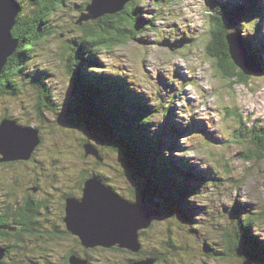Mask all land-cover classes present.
<instances>
[{
	"label": "rangeland",
	"instance_id": "rangeland-1",
	"mask_svg": "<svg viewBox=\"0 0 264 264\" xmlns=\"http://www.w3.org/2000/svg\"><path fill=\"white\" fill-rule=\"evenodd\" d=\"M15 1L19 13L10 34L18 40L19 48L14 29L20 15H30L33 0ZM63 1L65 5L56 7L42 27L50 36L30 49L32 59L23 74L13 80L16 91L0 93V121L8 118L19 125L34 127L41 139L29 161L0 163V208L8 212L5 208L11 202L20 204L19 211L12 208L14 213L10 214L19 221L11 218L0 224L11 228L0 230V249L17 244L5 253L2 261L8 264H65L67 253L83 249L66 238L69 231L64 226L65 199L77 197L70 194L77 193L78 186L83 187L84 178L102 176L108 186L128 200L132 190L139 193L145 186V177L141 183V176L125 173L122 159L106 150L102 138L105 133L100 135L101 131L85 123L86 106L77 92V77H83L82 69L78 68L72 78L68 68H73L69 60L74 53L87 54L86 47L80 44L81 30L75 21L82 13H88L80 10L91 0ZM258 1L246 0L251 8H244V0H230L236 19L231 29L246 32L242 36L249 39L244 41L247 47L243 46L247 53L248 49L264 57V0ZM225 3V0H142L135 30L140 33L124 45L99 49L96 60L87 62L86 68L89 63L93 65L89 68L93 73L87 69L86 74L102 75L105 81L118 84L127 82L148 104L152 113L150 122L162 134V144L173 161L188 163L199 177L204 176L198 189L188 183L187 188L195 194L181 200L184 211L172 205H157L158 201L149 203V199L143 201L142 197L134 199L150 213L152 227L140 230L135 246L124 250L89 249L90 264H128L139 259L153 260L150 264H258L244 258L242 253V257L232 254L230 258L224 257L229 249L227 240L237 230V215L252 216L254 225L250 233L256 245L259 240L264 244V147L260 148L252 136L247 137L251 128H255L251 135H262L264 131V74L251 75L245 85L237 84L233 78L224 79L217 61L208 55L212 15ZM246 14L253 15L254 33L247 32L248 27L238 21H246L247 17L242 19ZM93 22L83 24L98 27ZM165 39L187 43L170 51L159 46ZM18 48L7 59L0 81ZM85 79L84 75L79 82L88 93ZM43 88L52 92L55 101L52 109L46 106ZM106 89L101 86L98 99L109 100L111 94ZM111 91L118 99L125 94L114 87ZM78 111L82 112L80 117ZM169 124L181 132L177 141ZM253 138L258 140L256 135ZM86 143L92 146L88 153L97 152L102 161L86 156L83 147ZM185 180L177 178V182ZM28 200L43 204L33 224L31 218L25 221L20 211ZM261 247L257 251L264 255V246ZM138 249V253H132Z\"/></svg>",
	"mask_w": 264,
	"mask_h": 264
},
{
	"label": "trees",
	"instance_id": "trees-1",
	"mask_svg": "<svg viewBox=\"0 0 264 264\" xmlns=\"http://www.w3.org/2000/svg\"><path fill=\"white\" fill-rule=\"evenodd\" d=\"M244 1L246 2V0ZM255 1L257 3L259 2L258 0ZM141 2L142 0H130L125 4L123 10L113 14L114 16L109 15L94 21L93 23L98 27L90 25V22L78 25L77 28H80L81 30L79 41L80 44L83 43L86 47L87 54L83 55L84 53H77L75 55L74 53L72 55L69 63L73 68L71 70L68 68V74L70 72L73 78L77 73V69L81 68L82 76L84 77L85 75L86 79L84 81L88 93L81 88V83L79 82V78L82 80L83 77H77V92L79 98L85 103L83 105L86 106L81 105V107H85L87 119L85 123L92 125L97 131H101L99 133L100 135L105 133L104 137H102L105 139V148L109 153L116 154L122 159L125 173H129L132 177L141 176V183L145 177V186L139 193L132 190L131 195L133 197L131 196V199L129 200H141L142 197L143 201L149 199V203L158 201L157 205H172L179 210H182L181 200L188 197V195L195 194L191 188H187L189 186L188 183L191 182L192 186H194L195 189H198V184L202 182L201 176L203 175L199 177L195 169H192L188 163L173 161L170 154L166 152L167 148L162 144V134L158 132V129H155V125L150 122L152 113L148 108V104L128 86L127 82L124 81L122 84H118V82H112L110 80L105 81L102 75H90L93 72L89 68H92L93 65L89 63L88 68H86L88 61L96 60L95 53L99 49L110 50L113 47L124 45L128 40H131L140 33L135 32V30L138 26L136 19L138 11H141V9L138 8ZM225 2V6L219 5L212 15L211 23L213 26L210 25L211 28L208 30L211 37V42L207 47L208 55L217 61L216 64L219 66L218 71L222 74L224 79L231 81V78H233L237 84L245 85L251 80V75L238 71L236 66H234L228 53L226 36L232 34L243 42L249 39L242 36V33L246 32L231 29L236 21L235 17L233 19L232 15L235 7L231 8V4H229L231 3L230 0H225ZM60 5H65L63 0H33V8L30 15L23 17L20 15V18L17 19L14 36L20 41L18 54L10 59L9 64L6 67L3 78L0 81V93L12 94L16 91L12 84L14 82L13 80L23 74L25 65L32 59L31 54H29L30 49L50 36V32L43 31L42 27L47 22L48 17L55 11L56 7ZM87 5L88 4H85L80 11H84ZM228 6H230V9ZM243 7L251 8V6L248 7L247 2ZM244 17H247L248 19L244 22L241 19L238 21L248 27V29H246L247 32L255 31L254 27H252L253 23L251 17H253V15H243L242 19ZM107 18L111 19L112 22H107L105 20ZM78 19L75 21V24ZM244 46L246 45L244 44ZM247 51L257 62L258 66L264 71L263 54H257L248 49ZM74 67H76V69H74ZM87 69L90 74H86ZM235 78H237V80ZM123 83H125L129 89L124 87ZM101 86L107 88L106 90H109L106 93L111 94L108 101L98 99V92ZM113 87L116 90H124L125 94L119 99L116 98L111 93ZM42 91L46 92L44 97L46 106L52 109L55 105V101L52 99V92L50 90L48 91L46 88H43ZM118 101L119 104H117ZM125 107L128 108L127 111L124 110ZM131 107L135 108V110H132L133 108L131 109ZM81 114L82 112L78 111L79 117ZM151 125L153 128H151ZM171 125H168L170 132L175 137V141H177L181 137V132L177 128L172 129L173 126ZM254 130L255 128H251L247 137L252 136V140L256 142L260 148H263L264 131H262V135H259L258 133L254 134L256 135V138H258V140H256L253 138L254 135L250 134V132H254ZM91 176L100 179L105 185H107L106 179L102 176ZM179 176H181V179H186L184 183L177 182ZM86 180L87 177L82 180L83 186ZM109 188L111 187L109 186ZM82 190L83 187L80 189L78 186V192L70 195L75 194L74 196H77L75 198L81 199ZM142 193L143 196H141ZM14 198H16V196H14ZM62 200L64 201V198H62ZM17 205L20 204L15 205L14 201L8 205L11 207L6 205L7 207L5 209L8 212H4L3 208H0L3 212L0 213V224L7 223L11 218L12 221L14 220L13 216L10 214L14 213L11 211L12 208H16L17 212L19 211ZM24 206L25 208L20 211L23 212L25 221L30 219L32 215H37L39 209L38 204L28 200ZM182 211H184V209ZM237 216V218L235 217L238 221L237 230L234 231V233L230 235V239L227 240V246L229 249L227 253L225 252L224 257L226 256L230 258L231 254L241 256L242 253L244 258L253 259L254 262L258 264H264V255H262L260 251H257L262 248L261 246H264V244L259 240L260 243L256 245L254 238L250 233V229L254 225L252 216H247L246 218H242L239 215ZM14 218L16 219L14 220L15 222L19 221L18 217L15 216ZM30 222L33 224L34 218L31 219ZM5 234L6 233H3V236ZM0 235H2V233H0ZM0 237L2 238V236ZM16 246L8 244L3 247L7 249L6 252L8 253ZM112 249L121 251V249L116 247ZM140 256L141 255H138L139 258H141ZM89 260L90 258L88 257L87 261ZM1 264L8 263L2 261Z\"/></svg>",
	"mask_w": 264,
	"mask_h": 264
},
{
	"label": "water",
	"instance_id": "water-1",
	"mask_svg": "<svg viewBox=\"0 0 264 264\" xmlns=\"http://www.w3.org/2000/svg\"><path fill=\"white\" fill-rule=\"evenodd\" d=\"M130 0H91L86 7L88 13L81 14L77 25L83 22L96 21L105 16L116 14L123 10ZM19 13V6L15 0H0V73L7 59L18 48V40L12 39L10 32L15 25ZM12 31V30H11ZM229 56L236 68L249 75L262 76L263 69L244 49V42L232 34L226 36ZM185 40L171 42L165 39L159 46L170 51L181 49ZM39 131L36 128H27L19 125L15 120L3 119L0 121V163L7 161H29L40 144ZM86 156L91 155L88 150L90 143L83 145ZM102 161L100 154L91 155ZM66 229L76 236L84 249L97 247L104 249L135 246L137 234L140 230L149 229L152 217L142 204L130 201L119 196L109 186L97 178H89L84 182L81 199L69 197L65 199ZM11 230L10 227L0 225V230ZM7 249H0V264ZM127 251V250H126ZM138 249L132 253H138ZM134 260L128 264H150L153 260ZM73 264H88L86 260L72 255L69 259ZM246 263V262H245Z\"/></svg>",
	"mask_w": 264,
	"mask_h": 264
},
{
	"label": "flooded vegetation",
	"instance_id": "flooded-vegetation-1",
	"mask_svg": "<svg viewBox=\"0 0 264 264\" xmlns=\"http://www.w3.org/2000/svg\"><path fill=\"white\" fill-rule=\"evenodd\" d=\"M69 198V197H68ZM74 198V197H73ZM33 202L34 203H36V204H38L39 205V209H38V212H39V210L41 209V208H43V204L41 203V202H38V201H35V200H33ZM44 208H45V206H44ZM37 215H38V213H37ZM37 215H32L30 218L31 219H35L36 218V216ZM63 228V227H62ZM66 228V226H64V229ZM65 231L68 233V231H67V229H65ZM59 235V234H58ZM57 236V235H56ZM55 236V237H56ZM66 238H70V240L72 239L73 240V242H71L72 244H76V243H79L80 244V241H79V239L76 237V236H74V235H72L70 232L67 234V236H66ZM72 254H74V255H76V256H78V257H80V258H86L87 260H88V250H85L84 248L83 249H81V251L80 252H77V251H70L69 253H67V255H66V257H65V264H70V262H69V259H70V257H71V255ZM90 258V257H89ZM91 263V260H89V264Z\"/></svg>",
	"mask_w": 264,
	"mask_h": 264
},
{
	"label": "bare ground",
	"instance_id": "bare-ground-1",
	"mask_svg": "<svg viewBox=\"0 0 264 264\" xmlns=\"http://www.w3.org/2000/svg\"><path fill=\"white\" fill-rule=\"evenodd\" d=\"M14 53V52H13ZM15 54V53H14ZM22 126V125H21ZM25 127H27V128H30V127H28V126H25ZM84 260H86V259H84ZM87 261V260H86ZM71 264H73V263H71Z\"/></svg>",
	"mask_w": 264,
	"mask_h": 264
}]
</instances>
